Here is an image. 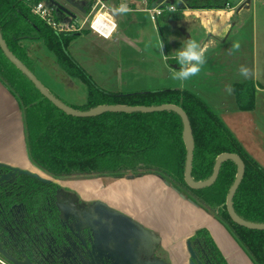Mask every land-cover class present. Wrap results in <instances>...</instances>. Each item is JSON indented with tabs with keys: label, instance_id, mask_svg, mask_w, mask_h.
I'll return each mask as SVG.
<instances>
[{
	"label": "trees",
	"instance_id": "1",
	"mask_svg": "<svg viewBox=\"0 0 264 264\" xmlns=\"http://www.w3.org/2000/svg\"><path fill=\"white\" fill-rule=\"evenodd\" d=\"M39 1L45 0H0V30L16 57L36 73V60L29 55L22 41L24 38L43 40L57 56L61 68L87 85L86 104L72 106L67 103L79 110L99 105L174 104L181 107L189 117L194 140L193 179L204 181L211 177L220 154L239 155L245 163V171L233 199L235 211L245 220L264 223V167L246 152L200 96L186 89L114 93L101 88L69 50L70 43L87 32L86 29L79 33L54 30L33 12L32 3ZM170 4H174L176 10L165 8L156 17L159 28L162 18H180L187 6L223 8L230 3L227 0H205L202 5H185L175 0L174 3H165L163 8ZM55 13L58 19L67 17ZM169 61L173 63L175 60ZM0 81L20 104L29 158L42 172L53 178L157 174L185 193L194 204L213 214L255 264H264V230L235 223L227 210V197L238 173L236 162L225 160L216 181L208 187L195 189L185 181L188 149L183 137V120L177 112H106L93 117L67 114L41 93L8 59L1 47ZM234 89L241 110L255 108L256 84L253 80L236 83ZM0 203L5 206L8 203V197L1 191ZM3 214H7V208L0 211V220ZM201 233L209 234L206 229Z\"/></svg>",
	"mask_w": 264,
	"mask_h": 264
},
{
	"label": "crops",
	"instance_id": "2",
	"mask_svg": "<svg viewBox=\"0 0 264 264\" xmlns=\"http://www.w3.org/2000/svg\"><path fill=\"white\" fill-rule=\"evenodd\" d=\"M227 1L230 4L223 8L187 6L180 18H162L159 28L144 3L140 7L137 0H115V7L126 2L132 11L122 16L112 14L117 23L114 35L107 38L86 29L87 32L78 35L70 43L69 50L94 81L109 92L132 93L157 89H186L194 92L222 119L246 152L264 167V141L259 132L264 128V84L259 82L258 68L253 62V68H249L252 75L248 79L241 77L238 71L241 65H248V53L244 43L247 41L249 29L241 28L249 19L246 17L247 12L251 8L255 12L254 6L257 5L254 0H251L249 7L233 5L230 0ZM243 1L245 0L241 3ZM150 4L154 5L152 2ZM252 24L253 36L255 25L253 22ZM158 35L164 43L163 52L166 58L159 54V49L146 48L150 43L155 44ZM191 38L197 40L206 50V63L198 76L184 82L172 80L171 73L180 67L175 59L176 50ZM236 41L241 45L240 50L231 54L229 48ZM22 44L36 60L35 74L44 71L41 66V53L46 63L59 73L60 80H56L43 72L50 85L46 87L50 91L72 106L87 103V85L83 81L81 85L75 81L79 78L69 75L61 68L57 56L47 48L43 40L24 38ZM170 59L175 61L170 63ZM248 80H253L256 84V105L252 110H241L235 93L229 95L225 86L231 84L234 88L236 83ZM0 163L41 174L29 158L24 115L20 104L1 81ZM99 178L101 177L76 178L80 179L78 185L82 187L78 189L83 193L88 190L95 197L153 229L162 237L164 245L172 248V252H182L173 249L174 244L183 242L199 229H206L216 240L215 231L219 232L222 228L226 234L224 235L232 243L228 250L220 244L228 262L255 264L213 214L194 204L185 193L161 176L147 173L132 178L113 179L108 183L98 180ZM120 180L136 184L139 188L129 191L123 189V192L118 193H102V189L107 190L112 183ZM90 181L98 183L99 186L85 189V184ZM140 190L143 193L138 194Z\"/></svg>",
	"mask_w": 264,
	"mask_h": 264
},
{
	"label": "flooded vegetation",
	"instance_id": "3",
	"mask_svg": "<svg viewBox=\"0 0 264 264\" xmlns=\"http://www.w3.org/2000/svg\"><path fill=\"white\" fill-rule=\"evenodd\" d=\"M177 2L202 5L205 0ZM10 171L0 166V191L8 197L7 207L0 203V211L7 208L0 220V244L24 264H230L220 243L202 229L174 244L182 252H172L153 229L79 190L80 179L45 176L50 179L45 183L17 173L1 180ZM115 212L134 224L118 223Z\"/></svg>",
	"mask_w": 264,
	"mask_h": 264
},
{
	"label": "water",
	"instance_id": "4",
	"mask_svg": "<svg viewBox=\"0 0 264 264\" xmlns=\"http://www.w3.org/2000/svg\"><path fill=\"white\" fill-rule=\"evenodd\" d=\"M48 2L49 6L53 7L55 11L63 13L67 15L68 17H76V14L70 9V7H75L79 9L82 13H86V2L83 1L81 4L76 3L73 0H45ZM107 1V0H106ZM152 3H154L153 6H156L159 3H174L175 0H150ZM242 0H236L235 5L240 4L239 6L245 5L246 7H249V4L251 0H245L241 3ZM0 47L2 48L5 55L8 57V59L18 68L20 69L34 84L35 86L41 91V93L47 97L50 101H52L57 107L65 111L67 114L77 116V117H93L98 116L100 114L106 113V112H155V111H164V110H172L177 112L183 120L184 124V133L183 137L185 140V143L187 145L188 154H187V160H186V167H185V181L187 184L195 189H200L204 187H208L212 185L220 172L221 166L225 160L231 159L236 162L238 165V173L236 176V179L233 183V185L230 188L228 197H227V210L229 212L230 217L232 220L244 227L250 228V229H258V230H264V223H255L248 220L243 219L240 217L237 212L235 211L233 199L236 194V191L242 182V179L244 177V171H245V163L242 160V158L234 153H222L219 155L216 161L215 169L211 177L204 181H195L192 177V168H193V159H194V140L191 130V124L188 115L186 112L179 106L174 104H163L159 106H129V105H99L94 108L88 109V110H79L76 108L71 107L64 101H62L59 97H57L55 94H53L36 76L35 73H33L18 57H16L13 52L8 48L1 30H0ZM1 167H7L10 168V172L8 174H4L1 177V180L8 179L10 177H15V175L18 173L19 175L24 174L31 176L33 178H37L41 182L48 183L50 182V179L45 177L44 175L40 174L39 172H34L27 169H22L19 167H11L7 164L0 163ZM126 177L132 178L134 175H127ZM115 216L117 217V222H128L133 223L132 219L121 212H115ZM146 233L149 231L144 230ZM104 244H102V251H105ZM94 251V246H91V250ZM0 254L3 255L8 261L13 262L14 264H24L23 262L17 261L14 257L8 255V253L2 248L0 244Z\"/></svg>",
	"mask_w": 264,
	"mask_h": 264
},
{
	"label": "rangeland",
	"instance_id": "5",
	"mask_svg": "<svg viewBox=\"0 0 264 264\" xmlns=\"http://www.w3.org/2000/svg\"><path fill=\"white\" fill-rule=\"evenodd\" d=\"M31 1H33V0H31ZM73 1H75L76 3H79V4H81L83 2V0H73ZM137 1L139 2L140 0H137ZM254 1L257 5L256 7L254 6L255 12L253 11L252 8H251V10H249L247 12L246 17L249 19L244 24V26L241 28V30H245L246 27H247V29H249L247 32V41L244 43V46H245L246 51L248 53L247 54V59H248L247 67L253 68V65H252L253 63L256 65V68H258V72H259L258 80L263 85L264 84V36H263V33H264V0H254ZM230 2H232L233 5H235L234 4L235 0H230ZM107 3L109 6L108 7L109 12L111 14H113L111 10L115 7V5H114L115 0H108ZM138 6L143 7L144 4L141 3V1H140L138 3ZM70 9L75 14H77L78 17L83 18L84 15L80 11H78V9H76L75 7H70ZM252 22L255 25V32H254L253 36H252V30H253L252 29V25H253ZM41 56H42L41 66H43V68H44L43 72H46L53 79L60 80L59 73L50 64L46 63L45 57L43 58L44 55H42V53H41ZM53 57H55V56L53 55ZM43 72H41V74H39V73L36 74V76L38 77V79L40 78L39 80H41L45 84V86H50L49 82L47 81V78L44 76L45 74ZM75 81H77L78 83H81V85L83 84L81 79L80 80L78 79ZM81 96H82V93H81ZM262 122L264 123V120ZM259 126H261V125H259ZM259 132L261 134V139L264 141V128L260 129ZM41 174L44 176H49L42 171H41ZM94 178L97 179V177H94ZM123 178H126V176L125 177L105 176V178L101 177L98 180H100L104 183H108L109 181H112L113 179L119 180V179H123ZM98 186H99L98 183H94V182L90 181V182H88V184L87 183L85 184L84 188L88 189V187H90V189H92V188H97ZM138 188H139V186L136 184H130L128 182H125L124 180H120L118 182L112 183L108 187L107 190L102 189L101 191L103 194H108V193H112L113 191L118 193L119 191L123 192L124 191L123 189H126L127 191H129V190H136ZM140 193H143V190H140L138 192V194H140ZM224 234H225V232L221 228L219 230V232L215 231V236H216L215 238L222 246L223 245L225 246V248H224L225 250H228L230 247H232V243L230 244L229 239L227 238V236H225L226 234L225 235ZM227 245H230V246L227 248Z\"/></svg>",
	"mask_w": 264,
	"mask_h": 264
},
{
	"label": "built area",
	"instance_id": "6",
	"mask_svg": "<svg viewBox=\"0 0 264 264\" xmlns=\"http://www.w3.org/2000/svg\"><path fill=\"white\" fill-rule=\"evenodd\" d=\"M86 2V13H82L83 18L78 17H66L65 19H58L56 17L55 9L49 6L47 1H39L32 3V10L40 18H42L49 26L58 32L67 33H79L85 29H90L94 33L103 37H112L114 33L113 24L117 26L116 20L108 10L106 0H83ZM147 6V9L151 12L153 19L161 15L166 9L174 6L170 4L163 8L164 2L152 6L150 0H141ZM117 29V27H116ZM0 264H10L5 258L0 255Z\"/></svg>",
	"mask_w": 264,
	"mask_h": 264
},
{
	"label": "clouds",
	"instance_id": "7",
	"mask_svg": "<svg viewBox=\"0 0 264 264\" xmlns=\"http://www.w3.org/2000/svg\"><path fill=\"white\" fill-rule=\"evenodd\" d=\"M113 15H125L132 11V9L128 6L126 2L120 3L118 6L114 7L112 10ZM169 11H175L174 6L170 7ZM116 25L113 24V31L116 30ZM154 47L155 49H159V54L162 57H167L164 55L163 48L164 43L161 39V36L158 35L156 38L155 44L146 45V48ZM240 43L238 41L233 42L231 47L229 48V52L234 54L239 52ZM205 49L201 46V44L195 39H188L184 43V45L176 50L175 59L177 64L180 66L179 70H175L171 73V79L175 81H188L193 77L198 76L203 66L206 63L207 57L205 55ZM239 75L244 79H248L252 75V70L249 69L246 65H241L239 67ZM183 86V83H182ZM225 91L231 95L235 89L231 84L225 86Z\"/></svg>",
	"mask_w": 264,
	"mask_h": 264
}]
</instances>
